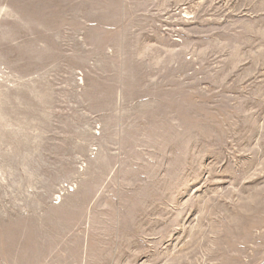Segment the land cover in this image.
<instances>
[{
	"label": "rangeland",
	"instance_id": "rangeland-1",
	"mask_svg": "<svg viewBox=\"0 0 264 264\" xmlns=\"http://www.w3.org/2000/svg\"><path fill=\"white\" fill-rule=\"evenodd\" d=\"M0 264H264V0H0Z\"/></svg>",
	"mask_w": 264,
	"mask_h": 264
}]
</instances>
